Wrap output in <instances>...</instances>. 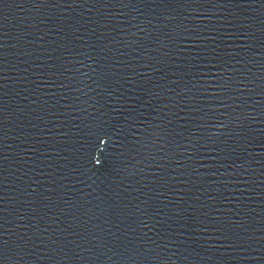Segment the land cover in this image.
<instances>
[{
	"label": "water",
	"instance_id": "1",
	"mask_svg": "<svg viewBox=\"0 0 264 264\" xmlns=\"http://www.w3.org/2000/svg\"><path fill=\"white\" fill-rule=\"evenodd\" d=\"M0 264H264V0H0Z\"/></svg>",
	"mask_w": 264,
	"mask_h": 264
}]
</instances>
